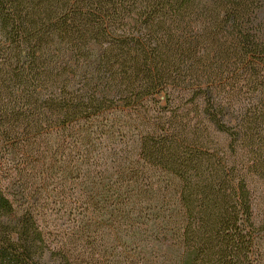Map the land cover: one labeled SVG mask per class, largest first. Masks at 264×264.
Here are the masks:
<instances>
[{
	"label": "trees",
	"instance_id": "16d2710c",
	"mask_svg": "<svg viewBox=\"0 0 264 264\" xmlns=\"http://www.w3.org/2000/svg\"><path fill=\"white\" fill-rule=\"evenodd\" d=\"M0 264H264V0H0Z\"/></svg>",
	"mask_w": 264,
	"mask_h": 264
},
{
	"label": "rangeland",
	"instance_id": "374dc122",
	"mask_svg": "<svg viewBox=\"0 0 264 264\" xmlns=\"http://www.w3.org/2000/svg\"><path fill=\"white\" fill-rule=\"evenodd\" d=\"M1 155L2 154H0V159H2ZM257 191H258L259 196L261 197V199H260L261 203H259L257 205L256 213H257L258 217H260V214H262L264 212V182L263 181H261L258 184V190Z\"/></svg>",
	"mask_w": 264,
	"mask_h": 264
}]
</instances>
